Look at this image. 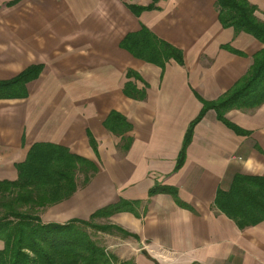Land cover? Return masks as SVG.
I'll use <instances>...</instances> for the list:
<instances>
[{
    "label": "crops",
    "instance_id": "crops-1",
    "mask_svg": "<svg viewBox=\"0 0 264 264\" xmlns=\"http://www.w3.org/2000/svg\"><path fill=\"white\" fill-rule=\"evenodd\" d=\"M214 1L158 0L135 16L127 5L151 0H0V81L39 67L24 97L0 99V181L16 179L14 165L33 144L94 169L74 170V191L42 208L41 223L111 226L91 237L114 264H264V219L240 228L212 206L216 190L240 175L246 200L260 208L234 213L251 220L264 211V103L225 111L235 130L207 109L173 170L202 102L228 92L262 48L222 28ZM246 1L264 25V0ZM140 27L176 49L181 63L157 65L123 49V37ZM153 187L173 194L148 193Z\"/></svg>",
    "mask_w": 264,
    "mask_h": 264
},
{
    "label": "trees",
    "instance_id": "trees-1",
    "mask_svg": "<svg viewBox=\"0 0 264 264\" xmlns=\"http://www.w3.org/2000/svg\"><path fill=\"white\" fill-rule=\"evenodd\" d=\"M157 1L151 0L145 7L127 5V8L137 16L142 10L156 9L154 5ZM214 5L222 28H231L234 34L246 33L262 44V48L251 56L245 75L228 92L215 101L202 102L201 110L185 129L174 171L182 164L184 150L190 141L194 125L207 109L214 111L216 120L235 130L223 117L225 111L233 107L252 108L264 103V25L254 16L255 7L246 0H215ZM148 35L152 37L151 44L148 43ZM120 45L133 57L146 62L161 65V59L172 58L178 64L181 63L180 53L176 49L157 40L144 27L125 35ZM38 71V66H30L14 78L0 81V99L24 97L25 83L35 78ZM129 76L134 74L126 72V78ZM132 89L130 83H125L122 92L129 95L128 91ZM80 165L94 171L90 163L67 154L61 148L49 144H33L24 160L14 165L16 179L0 181V264H114V259L104 252L86 230L90 228L103 232L112 228L111 226H99L81 220L64 224H43L35 215L38 208L65 198L74 191V170ZM87 179L88 176L84 174L83 182ZM247 180L236 175L228 191L216 190L212 204L219 212L233 219L240 228L264 219V211L251 220L245 214L234 213L235 208L242 212L245 208L248 209L249 203L251 210L257 205L260 208L252 198L249 203L246 200L248 192L243 189L241 181ZM66 182L70 186L62 194L59 184ZM160 191L173 194L169 189L157 187L151 188L148 193ZM112 210V207H108L96 215L109 214ZM122 233L128 236L127 233ZM117 264L132 263L125 261Z\"/></svg>",
    "mask_w": 264,
    "mask_h": 264
},
{
    "label": "rangeland",
    "instance_id": "rangeland-1",
    "mask_svg": "<svg viewBox=\"0 0 264 264\" xmlns=\"http://www.w3.org/2000/svg\"><path fill=\"white\" fill-rule=\"evenodd\" d=\"M249 4V3H248ZM251 5V4H250ZM253 6V5H252ZM74 177V176H73ZM83 180H84V175H83V177H82V180H81V182H83ZM59 186H60V192L63 194L64 193V189H65V187H67V186H69V185H67L66 183L64 184V183H60L59 184ZM75 186V185H74ZM45 207V206H44ZM44 207H41V208H38L37 210H36V212H35V215L38 217L39 216V211H41V209L42 208H44ZM95 225H99V226H105L104 224H96L95 223ZM86 230L89 232V234H94V235H96V231H94V230H91L90 228H86ZM108 232H113V228H109L108 230H107Z\"/></svg>",
    "mask_w": 264,
    "mask_h": 264
}]
</instances>
